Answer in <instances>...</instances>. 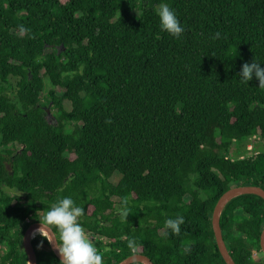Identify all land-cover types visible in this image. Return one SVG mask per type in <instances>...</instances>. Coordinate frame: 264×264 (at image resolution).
<instances>
[{"label": "trees", "instance_id": "16d2710c", "mask_svg": "<svg viewBox=\"0 0 264 264\" xmlns=\"http://www.w3.org/2000/svg\"><path fill=\"white\" fill-rule=\"evenodd\" d=\"M162 3L181 38L161 30ZM255 59L264 0H0V264H29L26 231L65 196L103 264H227L215 207L232 187L264 188V150L245 144L264 139V88L239 77ZM221 228L236 264H264L262 197L232 199ZM41 239L38 264H59Z\"/></svg>", "mask_w": 264, "mask_h": 264}, {"label": "clouds", "instance_id": "9594fccd", "mask_svg": "<svg viewBox=\"0 0 264 264\" xmlns=\"http://www.w3.org/2000/svg\"><path fill=\"white\" fill-rule=\"evenodd\" d=\"M155 11L161 30L172 37L181 38L185 29L176 11L166 3L160 4ZM218 37L219 33L214 38ZM239 77L240 82L244 84H248L255 77L259 81V87L264 88V62L255 59L252 63H244ZM119 214L127 218L129 212L127 208H122ZM83 215L84 209L76 205L70 196L58 199L43 215L38 213L39 226L32 234L33 238H42L38 247H42L46 239L58 252L59 264H103L101 253L80 222ZM184 223V217L178 215L166 219L165 227L173 234H178ZM127 246L132 252H136L138 247L133 239H129ZM133 260L135 261V258Z\"/></svg>", "mask_w": 264, "mask_h": 264}, {"label": "water", "instance_id": "95a60500", "mask_svg": "<svg viewBox=\"0 0 264 264\" xmlns=\"http://www.w3.org/2000/svg\"><path fill=\"white\" fill-rule=\"evenodd\" d=\"M244 194H255L264 199V188L256 185H238L235 187H232L227 192H225L221 198L219 199L215 210L213 214V229L216 236V241L218 243V247L221 251L222 256L226 260L227 264H236L233 256L231 255V252L229 251V248L226 244V241L224 239L223 231L221 228V215L225 208V206L235 197L244 195ZM39 225V222L33 223L28 230L26 231L25 237H24V246L26 248L29 264H38V256L36 248L33 244V238L31 237L32 229ZM261 246L262 251L264 253V231L261 237ZM53 250L55 251V254L59 257L58 252L53 247ZM135 258V261L133 260ZM60 259V257H59ZM134 263H144V264H154L153 261L145 255L142 254H133L129 258H127L125 261H123L121 264H134Z\"/></svg>", "mask_w": 264, "mask_h": 264}, {"label": "rangeland", "instance_id": "374dc122", "mask_svg": "<svg viewBox=\"0 0 264 264\" xmlns=\"http://www.w3.org/2000/svg\"><path fill=\"white\" fill-rule=\"evenodd\" d=\"M48 88H50V84H49V87ZM9 92H11V94L13 95V96H15V94H14V90H11V91H9ZM57 92L58 93H60V94H62L63 92H64V90H62L61 88H58V90H57ZM44 101H45V99H44ZM46 111H48V114H47V118H48V120L51 122V123H55V124H57V122H58V120H57V118L55 117V115H54V112H55V110L52 108V105H48L46 108ZM52 110L54 111V112H52ZM245 144H248V146L249 147H255L254 149H256V150H258V151H262V150H264V139H261V138H259V137H257V138H253L252 140H249L247 143H245ZM245 144H243L241 147H239V148H243V146L245 145ZM119 178H120V175L118 174V173H116L114 176H113V178H112V181L113 182H117L118 180H119ZM40 215H43V213L42 214H40ZM85 231H87V230H85ZM89 232V231H88ZM90 233V232H89ZM36 238H40L39 236H37ZM103 238V237H102ZM104 240H106L107 241V239L106 238H103ZM96 246H97V243H95V242H93ZM53 247V246H52ZM40 248H48V246L47 245H43L42 247H40ZM3 254V249H2V246L0 245V256ZM264 258V256H263V254L262 253H258L257 255H256V259H263Z\"/></svg>", "mask_w": 264, "mask_h": 264}, {"label": "built area", "instance_id": "2783aa9c", "mask_svg": "<svg viewBox=\"0 0 264 264\" xmlns=\"http://www.w3.org/2000/svg\"><path fill=\"white\" fill-rule=\"evenodd\" d=\"M250 146V145H249ZM248 146V147H249ZM250 149L252 148V147H249ZM28 222H30V219H28L27 220ZM86 230V229H85ZM86 233H87V235L90 237V239L93 241V242H95L96 240H98L99 239V237L98 236H96V235H94V234H91V233H89L88 231H86ZM100 239H102V240H104L103 238H100ZM96 243V242H95Z\"/></svg>", "mask_w": 264, "mask_h": 264}, {"label": "bare ground", "instance_id": "6f19581e", "mask_svg": "<svg viewBox=\"0 0 264 264\" xmlns=\"http://www.w3.org/2000/svg\"><path fill=\"white\" fill-rule=\"evenodd\" d=\"M36 228H37V227H35V228L32 229V232H31V237H32V238H33V235H32V234H33V232H34V230H35ZM33 239H35V238H33Z\"/></svg>", "mask_w": 264, "mask_h": 264}]
</instances>
